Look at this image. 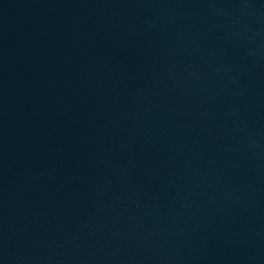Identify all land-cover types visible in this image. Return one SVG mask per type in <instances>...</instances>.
<instances>
[{
  "label": "water",
  "instance_id": "95a60500",
  "mask_svg": "<svg viewBox=\"0 0 264 264\" xmlns=\"http://www.w3.org/2000/svg\"><path fill=\"white\" fill-rule=\"evenodd\" d=\"M0 264H264V0H0Z\"/></svg>",
  "mask_w": 264,
  "mask_h": 264
}]
</instances>
